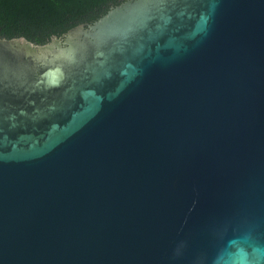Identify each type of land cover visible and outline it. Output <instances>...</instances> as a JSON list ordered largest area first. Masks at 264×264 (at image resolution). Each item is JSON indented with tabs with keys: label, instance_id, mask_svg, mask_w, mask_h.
I'll return each instance as SVG.
<instances>
[{
	"label": "water",
	"instance_id": "1",
	"mask_svg": "<svg viewBox=\"0 0 264 264\" xmlns=\"http://www.w3.org/2000/svg\"><path fill=\"white\" fill-rule=\"evenodd\" d=\"M0 264H264V0L0 37Z\"/></svg>",
	"mask_w": 264,
	"mask_h": 264
},
{
	"label": "trees",
	"instance_id": "2",
	"mask_svg": "<svg viewBox=\"0 0 264 264\" xmlns=\"http://www.w3.org/2000/svg\"><path fill=\"white\" fill-rule=\"evenodd\" d=\"M126 0H0V37L46 44Z\"/></svg>",
	"mask_w": 264,
	"mask_h": 264
}]
</instances>
